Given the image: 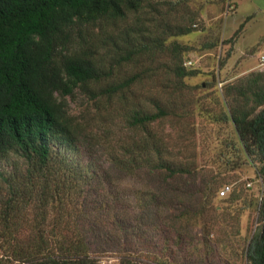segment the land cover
Instances as JSON below:
<instances>
[{
    "label": "trees",
    "instance_id": "obj_1",
    "mask_svg": "<svg viewBox=\"0 0 264 264\" xmlns=\"http://www.w3.org/2000/svg\"><path fill=\"white\" fill-rule=\"evenodd\" d=\"M146 4L148 0H0V159L16 153L21 160L11 164L10 172L0 170V264H97L88 242L94 228L68 226L100 221L90 198L107 209L102 224L115 225V233L127 236L142 229L149 238L160 237L165 245L155 258L166 263L152 264H173L172 244L184 259L195 257L201 264L203 256L208 260L225 247L231 235L227 222L233 229L238 216L226 218L228 207L212 205L219 179L204 181L202 188L193 178L183 181V169L168 162L165 140L152 130L168 116L167 109L150 99L151 112L136 104L138 99L126 97L147 74L161 72L112 82L122 65L141 59L153 64L163 56L169 58L167 75L177 84L195 74L182 65L184 47L168 40L193 32L196 17L170 22L158 8L152 11L160 18L154 19ZM158 5L173 13L179 2ZM129 14L133 18L127 23ZM243 80L244 87L228 86L226 92L241 94L247 109L233 100L229 113L217 120L231 123L234 142L260 164L258 173L264 177V74ZM77 90L94 104L102 98L118 103V124L123 126L118 157H112L118 176L113 203L102 200L108 201L114 175L87 173L93 169L90 163L73 166L59 152L85 148L92 140L66 108L64 98ZM152 179L159 186L153 187ZM136 180H142L141 189L134 186ZM257 218L259 232L245 248L248 264H264V189ZM135 249L126 248L122 259L127 264H140Z\"/></svg>",
    "mask_w": 264,
    "mask_h": 264
},
{
    "label": "rangeland",
    "instance_id": "obj_2",
    "mask_svg": "<svg viewBox=\"0 0 264 264\" xmlns=\"http://www.w3.org/2000/svg\"><path fill=\"white\" fill-rule=\"evenodd\" d=\"M170 1L179 2L177 12L167 13L165 8L158 5ZM236 5V0H148L145 11H151L154 19L160 18L157 11H152L158 8L163 11L161 18L170 22L181 23L189 16L196 17L192 25L193 32L168 40L176 41L179 47H184L186 51L181 53L182 65L195 74L185 78L182 84H177L167 75L169 58L163 56L153 64L141 59L136 63L122 65L116 71V79L112 81H121L135 73L145 75L152 70H159L161 75L147 77V74L133 85L127 92V99H138L135 103L151 112L154 108L150 99L161 102L167 109L168 116L154 125L152 130L161 134L165 140L168 162L183 169V181L193 178L196 186L202 188L204 181L219 179L218 192L226 185L231 188L226 198H218L216 193L212 205L228 207V216L225 217L238 216V223L231 229L230 221L227 222L225 229L231 235L223 243L225 247H221L217 254L210 255L208 260L203 256V264H248L245 248L260 227L257 206L264 189V177L258 173L260 164L240 151L239 145L234 142L231 123L217 120L223 113H229L230 102L233 100L244 109L248 107L244 106L241 94L236 91L227 94L228 86L244 87L243 79L257 73L264 74V66L260 65V58L264 55V0L245 1L237 15ZM246 13H254L256 23L244 22ZM132 18L133 15L129 14L127 23ZM241 24L243 27L248 24L244 33L243 27L237 31ZM188 61L192 62L191 66L185 65ZM64 101L74 122L84 126L92 140L85 148L59 152L73 166L90 163L93 169L87 173L94 171L114 175L111 192L107 193L110 199L107 195L108 201L102 200L104 205L113 203L111 198L118 197V176L112 168V157H118V136L123 126L118 124V103H108L106 98H102L94 104L78 90L72 97H65ZM54 149L57 147L54 146ZM12 163H21L16 153L0 159V170L12 171ZM151 182L153 187L159 186L157 179ZM142 183V180H136L134 186L141 189ZM230 196L237 199L231 203L225 202ZM93 199L88 201L98 206L100 221H95V225L78 222L69 223L68 226L94 228L88 242L97 264H127L122 257L128 247L137 249L133 254L141 261L140 264L166 263V260L155 258L158 247L165 245L160 237L149 238L141 232L142 229L127 236L119 230L115 233V225L110 221V225L103 222L105 217L102 215L107 209L103 208L102 203L100 207V202L95 203ZM86 209L90 212L91 206ZM46 226L47 229L52 227L51 224ZM107 232L109 236H105ZM198 239L201 242V238ZM144 248L149 252H143ZM198 250L200 254L204 252L202 244ZM172 251L176 257L173 264H201L195 257L191 261L189 258L184 259L176 252L177 246L173 244Z\"/></svg>",
    "mask_w": 264,
    "mask_h": 264
},
{
    "label": "crops",
    "instance_id": "obj_3",
    "mask_svg": "<svg viewBox=\"0 0 264 264\" xmlns=\"http://www.w3.org/2000/svg\"><path fill=\"white\" fill-rule=\"evenodd\" d=\"M245 1L249 2L251 0H236V3H237V5H236V15L240 12V9L242 8L243 3ZM251 6H252V4H251ZM253 6H255V4H253ZM263 11H264V9H263ZM254 15H255L254 13H246V14H244V16H246L244 21H246L248 24L249 23H254V22L256 23V21H255L256 18L254 17ZM247 17H250V18L248 20H246ZM262 18L264 19V12H263ZM248 24L243 27L242 33H244L247 30L246 28H247ZM262 34L264 35V32Z\"/></svg>",
    "mask_w": 264,
    "mask_h": 264
},
{
    "label": "built area",
    "instance_id": "obj_4",
    "mask_svg": "<svg viewBox=\"0 0 264 264\" xmlns=\"http://www.w3.org/2000/svg\"><path fill=\"white\" fill-rule=\"evenodd\" d=\"M260 65L261 66H264V55H262L261 56V58H260ZM185 65L186 66H191L192 65V62L191 61H188V62H186L185 63ZM230 191H231V188H230V186H223L220 190H219V192H218V197H220V198H223V197H225L226 195H228L229 193H230Z\"/></svg>",
    "mask_w": 264,
    "mask_h": 264
}]
</instances>
